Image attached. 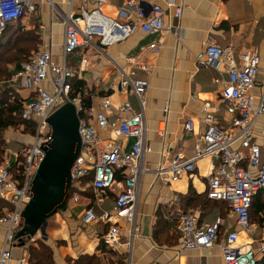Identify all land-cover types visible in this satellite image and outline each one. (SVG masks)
Wrapping results in <instances>:
<instances>
[{
	"label": "built area",
	"instance_id": "built-area-1",
	"mask_svg": "<svg viewBox=\"0 0 264 264\" xmlns=\"http://www.w3.org/2000/svg\"><path fill=\"white\" fill-rule=\"evenodd\" d=\"M110 0H66L65 13L57 10L62 18L63 41L60 61L55 62L49 49H39L20 65L13 75L32 96L24 99L21 117L31 122L35 135L31 143L18 153L20 178L13 176L9 165L0 163V198L7 199L12 208L0 217L5 225V235L0 248V264H11L12 247L21 223L22 210L30 198L34 174L44 156L43 147L52 140L48 117L64 103H72L78 115L80 148L70 168L69 187L73 202L80 198L82 180L85 177L94 191H115L114 203L109 209L97 211L94 207L83 210V223L108 225L102 238L106 245H120L119 222L125 220L133 227L140 194L142 177L152 173L162 180L175 181L191 174L197 161L208 158L216 162L211 167L206 183V195L210 199L225 201L236 217V223L245 227L254 194L264 189V146L253 132L255 121L264 117V79L260 93H255L259 73V56L255 51L236 53L230 46H223L209 38L195 54L196 61L214 70L213 82L221 84L220 100L225 105L227 124L219 127L215 110L204 103L201 111L206 127L194 144L192 154L171 151L167 146L155 169L145 164V156L152 152L147 136L145 110L147 77L154 69L152 57L162 49L160 41L139 46L135 54L126 56L119 64L109 57L106 49L120 43L137 31L146 34L159 33L162 37L175 32V25L165 20L167 11L180 19L183 5L178 0H121L116 5L115 16L101 11ZM38 0H0V34L33 12ZM105 47V49H103ZM91 49L106 57L119 76L118 90L134 98L112 105L111 95H102L98 107H87L80 95L71 96V79L75 72L70 66V56L79 50ZM90 66V59L82 55L77 62L78 72ZM143 74V75H142ZM49 82L53 91L44 83ZM185 130L193 129V119L183 124ZM163 128H158L162 134ZM119 138L131 140L124 149ZM122 175L118 180L117 173ZM223 218L217 216L211 222H199L198 215L184 211L178 225L179 250L217 245L226 264H256V250L239 242L236 230L220 235ZM128 244V243H127ZM264 250V245L259 251ZM17 264H33L27 255L15 260ZM153 264H160L155 262Z\"/></svg>",
	"mask_w": 264,
	"mask_h": 264
},
{
	"label": "crops",
	"instance_id": "crops-1",
	"mask_svg": "<svg viewBox=\"0 0 264 264\" xmlns=\"http://www.w3.org/2000/svg\"><path fill=\"white\" fill-rule=\"evenodd\" d=\"M38 1L37 34L42 47L49 49L54 61L58 62L63 41V25L57 16V10L62 13L66 11V0ZM178 2L183 5L180 19L173 18L172 11H167L165 16V20L175 25L174 33L162 37L159 33L146 34L137 31L128 39L106 49L107 55L121 64L126 56L135 54L140 45L153 41H160L162 44L160 53L152 57L153 71L150 75L142 74L149 81L145 95L147 101L145 118L147 136L153 150L145 156V164L150 170L158 166L167 146L174 152L183 151L187 156L192 154L194 144L199 141L206 127L201 111L204 103H208L211 110L216 109L215 119L219 127L227 124L225 105L220 100L221 84L212 80L217 73L199 64L195 59V54L203 48L209 38L215 39L223 46H230L236 53L255 51L259 56L260 69L255 93H260V85L264 79V0H178ZM120 3L121 0H110L103 6V10L108 15H114L116 5ZM12 33L13 31H8L4 41L10 40ZM95 54L97 53L91 49L79 50L69 59L72 69L75 67L73 71L76 78L84 83L83 96L81 94L83 104L96 108L102 95L105 94L111 95L114 106L126 99L134 103L133 97L118 90L119 76L106 57ZM82 55L89 57L90 66L87 70L78 72L76 66ZM72 57L75 58L74 65L71 62ZM15 62L18 61L8 63V78L4 81L7 82L5 84L9 86L11 92L26 99L32 96V93L22 87L19 79L14 78L13 75L20 69L22 63L18 62L14 67ZM44 85L49 91H53L51 83L46 82ZM188 118L193 119V129L190 131L183 127ZM21 125L25 129L24 125ZM160 127L163 128L162 134H158ZM7 132V129L3 131L7 145L2 151V156L3 161L14 169L15 165L16 168L20 165L21 158L18 153L21 147L29 145L32 140L25 143L26 136H22L21 132H18V135L12 133L6 135ZM253 132L264 146V117L255 121ZM116 140L125 150L129 148L130 139ZM215 164L214 160L203 158L197 161L196 168L191 174L183 175L175 181L162 180L152 173L145 174L141 179L134 225L130 227L125 220L119 222L120 245L116 248L109 247L103 241L102 236L107 231L108 225L95 222L83 223L81 220L86 207L91 206L100 211L111 208L114 203V196L107 193V190L96 192L86 182L81 187L82 196L78 201L66 200L67 203L71 201L75 208H80L79 218L76 219L66 203V207L51 215L47 223L31 239L23 237L24 244L15 236L11 264H17L15 260L20 256H28V242L34 237L38 238V234L45 237L48 242L45 243L55 253L51 264H103L107 259L104 256L108 255L113 260H117L116 258L121 260V263L115 264L155 262L226 264L217 245L179 250L178 223L184 211L196 213L199 222L202 223L211 222L215 217L221 216L223 223L220 227V235H225L230 230L238 231L239 242L256 250V264H264V250L259 251V247L264 245V189L254 194L248 223L245 227H241L236 223V217L225 201H216L217 206H214L212 202L215 200L206 197L207 177ZM12 174L15 177L16 174L13 172ZM204 199L211 203L205 205L202 202ZM11 208L7 199L0 198V217ZM24 224L21 219L17 231ZM5 230V225L0 224V248ZM65 255L71 256V259L69 261L57 259ZM83 255H91L98 262H80V257Z\"/></svg>",
	"mask_w": 264,
	"mask_h": 264
},
{
	"label": "water",
	"instance_id": "water-1",
	"mask_svg": "<svg viewBox=\"0 0 264 264\" xmlns=\"http://www.w3.org/2000/svg\"><path fill=\"white\" fill-rule=\"evenodd\" d=\"M52 140L43 147L44 156L30 187V198L22 210L24 225L16 232L18 240L31 239L47 219L66 207L70 168L80 148L78 115L72 103H64L48 117Z\"/></svg>",
	"mask_w": 264,
	"mask_h": 264
},
{
	"label": "trees",
	"instance_id": "trees-1",
	"mask_svg": "<svg viewBox=\"0 0 264 264\" xmlns=\"http://www.w3.org/2000/svg\"><path fill=\"white\" fill-rule=\"evenodd\" d=\"M15 23H13L11 25L12 26L11 29H10L11 26H9V27L6 28V30L3 33H1V34H4L8 30L11 31V32L13 31L10 40L5 41V43H3L4 45H8L13 39L16 42H20V41L27 42L29 40L30 41L33 40V38H32V37H34L33 35H35V37L39 38V35L34 30H33V32H30L31 37H28L27 39H24V38L19 39L17 37L14 38L13 36L16 34V32L18 30V27L15 26ZM1 40L2 39H0V42H2ZM2 46L3 45L1 44L0 48H2ZM22 48L21 47L15 48V51L17 53H20L21 55H23L25 57L26 54H24V51H22ZM21 59H22V57L18 58V57H14V56H13L12 59H10V58L3 59L1 54H0V79L2 77H4V79L8 78L7 64L11 60L19 61ZM28 59L29 58H27L26 60H28ZM73 59H75V58L72 57L71 62L73 61ZM4 64H6V68H4ZM71 83H72L71 96L81 95L83 93V85H84L83 81L80 80V79H77L75 74H74V76L71 79ZM23 101H24V98L20 97L19 95H15L13 92H11V89L9 88V86H7L6 84H4L3 86L0 85V163L3 162L2 151H3L4 147L7 145V143L5 141V138L3 136V131L5 129H7L8 127H12V126L17 127L18 125L23 124V125H25L26 129L32 130V128H33L34 131H35L33 123L25 121L21 117V108H22ZM22 148H23V146L21 147L20 150H22ZM13 168L14 169L9 167L10 172L15 173L16 174L15 177L20 178L21 177L20 176L21 167L19 166L18 168H16V165H15ZM116 177H117L118 180L122 179V175L119 172L117 173ZM90 179H91L90 177H85L82 180L81 184L84 185ZM111 191L112 190H107V193L112 194L114 196V198H115V194L116 193H113V191L112 192ZM67 193H68L67 200H69V198H70V196L72 194V191L70 189H68ZM206 197H207V195H206ZM208 199H210V198H208ZM211 200H215V201L212 202V205H214V206H217V202L216 201L224 202L222 200H216V199H211ZM202 202L205 205H208V204L211 203V201H209V200L207 201L206 199H204ZM249 215H250V213H249ZM178 236H179V233H178ZM27 251H28V259H29V261L31 263H33V264H51V261H52L51 251H50V249L48 248V246L46 244L40 242V246L39 247H35L34 245L30 244L27 247ZM110 252H112V251H110ZM116 259L117 260H113V259L109 258L107 260V264H115L116 262H120L121 263V260L119 258H116ZM81 261H87L89 263L98 262L97 259L95 257L91 256V255H83V256H81L80 257V262Z\"/></svg>",
	"mask_w": 264,
	"mask_h": 264
},
{
	"label": "rangeland",
	"instance_id": "rangeland-1",
	"mask_svg": "<svg viewBox=\"0 0 264 264\" xmlns=\"http://www.w3.org/2000/svg\"><path fill=\"white\" fill-rule=\"evenodd\" d=\"M45 1H49V0H45ZM36 10H37V8H36ZM36 10L33 11V12H27L21 19H19L15 23V26L18 27V30H17L16 34L13 36L14 38L17 37L19 39H22V38L27 39L28 37H31L30 32H33V30H34L37 33V31H39V23H38V16H37L38 13H37ZM101 11L106 14V12L103 10V6L101 7ZM64 13H65V10H64ZM115 14H116V10H115ZM115 14L114 15H110V16H115ZM57 16H58L59 20L62 22V18L60 17L59 13L57 14ZM11 28H12V26L10 27V29ZM8 31L6 33L0 35V39H2L1 40L2 42H0V43L3 45L2 48H0V54H1L3 59H8V58L12 59L13 56L14 57H18V58L22 57V59L19 60L18 62H23L27 58H29L33 53L38 51L39 49H44L42 47L41 43H40V38L35 37V35H33L34 37H32L33 38L32 41L29 40L27 42H25V41L16 42L13 39L8 45H4L3 43H5V41H4L5 35L8 34ZM19 47H21V48L23 47L22 51H24V54H26L25 57L23 55H21L20 53H17L15 51V48H19ZM103 49H105V47H103ZM97 54H95V55H97ZM14 61H16V60H11L10 62H14ZM18 62H15L14 67L17 66ZM74 64H75V59L72 61V65H74ZM4 68H6V64H4ZM73 70H75V67H74ZM76 70H77V67H76ZM5 83H7V82H5L4 81V77H2L0 79V85H4ZM24 128H25V125H24ZM7 131L9 133L7 132L6 135H11V133L14 134V135H18L19 134L18 132H21L22 136H26L25 143H28L29 140L31 141L33 139L34 135H35V131H34L33 128H32V130H28L26 128L23 129L22 125H18L17 127H14V126L9 127V128H7ZM2 163L8 165V163H6L4 161ZM72 204L73 203L71 201H68L67 208L70 209L74 213V216L76 217V219H78L79 216H80L79 213L81 212V210H80V208H75ZM44 238L41 237V234H38V238L34 237L33 240H30L28 243H29V245L31 244V245H34L35 247H39L40 246V242L46 244L45 242H47V241ZM48 248L51 251V258H53L55 253L49 246H48ZM52 253H53V256H52ZM104 257H106L107 259L110 258L109 255L108 256H104ZM57 259L59 261H64V260H68L69 261L71 259V256L65 255L63 258L62 257H57ZM107 259L104 261L103 264H107Z\"/></svg>",
	"mask_w": 264,
	"mask_h": 264
}]
</instances>
